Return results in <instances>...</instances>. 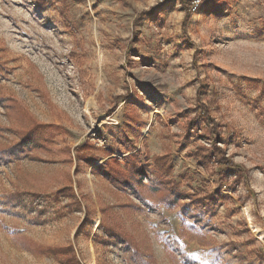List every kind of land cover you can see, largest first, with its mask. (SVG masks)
<instances>
[{
    "label": "rangeland",
    "instance_id": "rangeland-1",
    "mask_svg": "<svg viewBox=\"0 0 264 264\" xmlns=\"http://www.w3.org/2000/svg\"><path fill=\"white\" fill-rule=\"evenodd\" d=\"M0 264H264V0H0Z\"/></svg>",
    "mask_w": 264,
    "mask_h": 264
},
{
    "label": "trees",
    "instance_id": "trees-1",
    "mask_svg": "<svg viewBox=\"0 0 264 264\" xmlns=\"http://www.w3.org/2000/svg\"><path fill=\"white\" fill-rule=\"evenodd\" d=\"M189 1L190 0H182L183 4L187 5V9L189 8ZM212 155L215 158H211ZM207 156L211 159L208 160ZM203 159H205V162H207V163L211 162V161H216L219 165L234 166L233 163L229 162V160L227 158H225L224 154L221 153V150H219L218 148L213 149V151L209 155H206ZM123 160H125L127 167H128V170L131 173L130 176L132 175V177H134L133 180H129V182H127V185L131 186L132 189H135L136 195L140 200H144V195L139 191V189L140 188L143 189L144 186H147V184L141 180V176L147 175L148 163L147 162H144V163L138 162L137 155H135L133 153L123 156ZM117 161H118L117 157H111V158L107 159L106 161H104L103 163H101L97 169L99 171L103 170L104 175L113 181L118 179L116 181V183L118 185H120V181H121L120 178H122L121 175H122V173H124V170L118 166L114 170L110 169V166L113 163H117ZM152 164L155 168V170H153V173L155 174V177L157 178V183L159 185H161L162 187L166 186V184L168 183L165 180L166 176L169 175L172 171L171 164L168 162L167 157L166 156L153 157ZM155 191H158V190L155 189ZM158 192H160V191H158ZM168 194H169V191H167V193H165V194L161 193V195H164L163 197H165V199L162 202L164 204L168 205L169 207L174 206V205H178V203L180 201L179 191L177 192V195L172 196L171 200H169V201L166 200V198H167L166 196H168ZM222 195L224 196V194H222ZM219 196H221V195L210 194L208 196H205L202 200L200 198L197 205H199L200 209L204 208L206 211L208 210V212H209L211 210L210 209L211 203L215 199H218ZM194 199L197 200L198 197L196 196V198L190 199L188 201V203H190V201L192 202ZM136 207L140 208V205L136 204Z\"/></svg>",
    "mask_w": 264,
    "mask_h": 264
},
{
    "label": "built area",
    "instance_id": "built-area-1",
    "mask_svg": "<svg viewBox=\"0 0 264 264\" xmlns=\"http://www.w3.org/2000/svg\"><path fill=\"white\" fill-rule=\"evenodd\" d=\"M210 0H190L188 10L192 13L198 11L202 6L208 3Z\"/></svg>",
    "mask_w": 264,
    "mask_h": 264
},
{
    "label": "bare ground",
    "instance_id": "bare-ground-1",
    "mask_svg": "<svg viewBox=\"0 0 264 264\" xmlns=\"http://www.w3.org/2000/svg\"><path fill=\"white\" fill-rule=\"evenodd\" d=\"M97 223H98V220L95 221V224H97Z\"/></svg>",
    "mask_w": 264,
    "mask_h": 264
}]
</instances>
